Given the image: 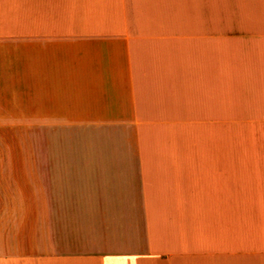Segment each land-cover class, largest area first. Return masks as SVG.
<instances>
[{
	"label": "crops",
	"instance_id": "0c3cea01",
	"mask_svg": "<svg viewBox=\"0 0 264 264\" xmlns=\"http://www.w3.org/2000/svg\"><path fill=\"white\" fill-rule=\"evenodd\" d=\"M0 264H264V0H0Z\"/></svg>",
	"mask_w": 264,
	"mask_h": 264
},
{
	"label": "rangeland",
	"instance_id": "374dc122",
	"mask_svg": "<svg viewBox=\"0 0 264 264\" xmlns=\"http://www.w3.org/2000/svg\"><path fill=\"white\" fill-rule=\"evenodd\" d=\"M231 14H232V10ZM231 27V33L236 32V26H230ZM233 31V32H232ZM236 36H231V38ZM232 40V39H231ZM231 62H230V87H229V98L230 102L235 101L238 95V89H237V63H236V51L231 49ZM237 129V121H231V142H232V135L236 138V131ZM233 131V132H232Z\"/></svg>",
	"mask_w": 264,
	"mask_h": 264
}]
</instances>
